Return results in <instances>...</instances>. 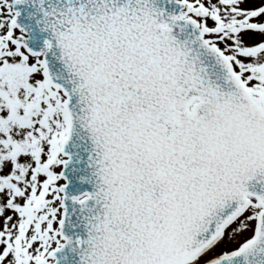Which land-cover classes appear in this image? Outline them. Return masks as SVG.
I'll return each instance as SVG.
<instances>
[{
	"label": "snow or ice",
	"instance_id": "obj_1",
	"mask_svg": "<svg viewBox=\"0 0 264 264\" xmlns=\"http://www.w3.org/2000/svg\"><path fill=\"white\" fill-rule=\"evenodd\" d=\"M0 264H264V0H0Z\"/></svg>",
	"mask_w": 264,
	"mask_h": 264
}]
</instances>
